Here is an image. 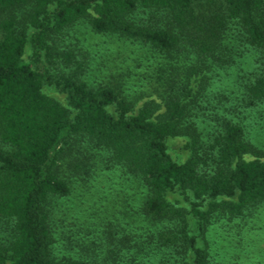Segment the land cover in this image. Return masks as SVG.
<instances>
[{
  "label": "trees",
  "instance_id": "trees-1",
  "mask_svg": "<svg viewBox=\"0 0 264 264\" xmlns=\"http://www.w3.org/2000/svg\"><path fill=\"white\" fill-rule=\"evenodd\" d=\"M77 25L181 57L190 72L164 84L162 102L136 106L83 80L86 58L66 44ZM230 34L255 54L240 88L247 108L258 106L264 0H0V264H216L208 228L264 203V150L229 120L202 139L192 109L208 85L191 80L195 60L222 62ZM101 155L144 192L140 210L154 232L140 250L150 246L153 260L103 238L81 243L77 258L63 250L77 244L58 236L55 201Z\"/></svg>",
  "mask_w": 264,
  "mask_h": 264
},
{
  "label": "rangeland",
  "instance_id": "rangeland-1",
  "mask_svg": "<svg viewBox=\"0 0 264 264\" xmlns=\"http://www.w3.org/2000/svg\"><path fill=\"white\" fill-rule=\"evenodd\" d=\"M71 35L66 44H72L76 54L86 58L83 80L91 86L114 87L128 100L136 101V106L146 100L162 102L164 84L177 78L186 79L190 72L181 57L169 60L142 43L98 35L86 25H77ZM223 45L226 48L221 53L226 57L222 62L210 59L203 67L193 55L198 71L191 80L206 76L208 82L193 100L197 131L205 139L223 120H229L241 125L248 140L264 150V102L247 108L240 88L241 80L251 76L255 54L231 34ZM49 94L62 101L60 95ZM101 156L89 158L87 170L71 174L73 187L69 197L55 201V220L62 221L58 224V236L63 230L77 244L63 250L77 258L81 256V243L86 245L103 238L102 241L121 247L124 254L130 252L139 256L138 260L145 257L153 260L150 246L144 245L140 250V245L154 232V223L141 214L144 192L137 180L120 168L113 166L106 170L107 157ZM204 241L213 263L264 264V203L239 218L214 223ZM127 257L124 255V259Z\"/></svg>",
  "mask_w": 264,
  "mask_h": 264
}]
</instances>
